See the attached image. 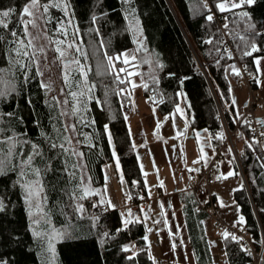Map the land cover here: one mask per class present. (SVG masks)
Wrapping results in <instances>:
<instances>
[{"label":"trees","instance_id":"trees-1","mask_svg":"<svg viewBox=\"0 0 264 264\" xmlns=\"http://www.w3.org/2000/svg\"><path fill=\"white\" fill-rule=\"evenodd\" d=\"M27 2L0 0V11L15 10L8 18V29L0 27V35L5 37L0 42V68L8 67L6 47H15L9 43L14 39L11 31H16L27 43L19 22ZM41 2L46 3L47 0ZM211 2L219 18L228 24V29L221 28L214 19L207 20L211 11L203 0H129L128 3L124 0H70L71 23H67L69 17H65L63 12L50 9L53 22L46 25L47 34L53 39L64 40L62 48L66 49L72 42L81 48L83 55L67 49L70 54L66 60L69 58L70 61L74 56L78 58L87 73L88 87L94 85V88L88 93L90 99H80L78 106L81 111L73 112L77 102L69 92L86 90L81 83L83 77L76 71L78 66L71 64L69 88L61 72L62 96L69 101L67 106L72 113V124L76 125L73 137L71 131H63L66 120L65 115H61V103L56 102L57 91L40 86L42 80L37 75L35 62H31L29 57L20 58L28 72L27 83H24L20 67L13 69L15 77L9 79H14L15 91L0 98V112L5 113L3 123H0V128L5 131L0 134V139L15 133L20 140L35 143L42 151L43 156L33 157L32 167L44 169L45 164H50V170L42 172L40 177L47 222L34 207L32 216H29L21 184L36 177H20V165L31 154V146L18 144L15 151L23 153V156H14L12 164L16 167L10 166L6 175H0V201L3 202L0 210V259L7 260L8 264H45L49 260L52 264H158L144 239L147 230L141 213L147 199V188L125 119L136 111L133 83L136 86L140 81L143 96L161 116L170 117L184 93L191 129L208 130L216 150L229 142V133L233 132L231 142L235 168L244 182L242 188L234 192L244 218L237 227L251 234L257 252L263 249L261 264H264V150L252 140L248 123L235 130L237 122L227 75V68L233 63H238L253 77L259 74L254 58L264 56V0H256L250 6L225 13L217 10L216 0ZM242 11H247L251 20H242ZM61 20L65 21L67 36L53 31L59 28L57 21ZM250 23L255 24L259 33L254 37L251 32H245ZM73 32H76L75 38ZM237 33L252 37L261 51L253 56H243V45ZM208 40L212 43H207ZM52 47L55 49L56 45L52 44ZM28 51L31 56V49ZM131 51L136 55L134 63L139 65L138 68L123 64V57L113 63L116 70L126 67L129 72L138 74L129 76L128 72H120L117 76L108 65V57ZM55 55L59 57L56 51ZM145 59H150L151 65L144 63ZM157 62L163 67H157ZM121 79L130 82L120 83ZM77 84H80L79 88ZM252 88L255 91L260 89L257 80L252 82ZM42 132L45 135L42 136ZM65 136L72 137L71 145L65 144V147L83 152L82 160L60 148L49 147L46 137L60 144L64 143ZM242 137L245 143L240 152L236 144ZM111 139L123 173V177L119 175L112 184L116 194H119L118 190L126 192L120 194L126 202L124 208H113L108 203L105 167L115 162ZM0 148L7 150L5 145H0ZM77 162L83 165L81 169L72 168ZM73 171L75 177L71 178L68 173ZM84 186L90 187L94 193L81 199ZM186 197L183 195L184 202L194 210L199 220L209 219L205 212L196 210L192 194ZM77 205H82V212ZM131 206H137L138 212L133 213ZM129 212L131 216H128ZM187 214L190 215V211ZM125 219L130 221L127 227L123 224ZM53 230L67 232L62 239L53 241L54 253L47 251L46 241L33 235L36 231ZM232 237H223L227 264H252L253 255L243 251ZM130 244L135 246V250L123 251ZM193 244L199 264H214L209 258L211 254L207 253L197 236ZM129 256L133 259H128Z\"/></svg>","mask_w":264,"mask_h":264},{"label":"crops","instance_id":"crops-1","mask_svg":"<svg viewBox=\"0 0 264 264\" xmlns=\"http://www.w3.org/2000/svg\"><path fill=\"white\" fill-rule=\"evenodd\" d=\"M261 61H264V59ZM234 64L237 66L240 75L238 77L235 72H232L230 74L231 78L244 81L241 76V66L238 65V63ZM261 72L262 71H259L257 76L260 89L256 91L261 98L260 104L262 101L264 102V87L261 83L264 81V75L261 74ZM261 93H263V95H260ZM248 96L249 95H242L239 105L240 114H238L239 112H237V106L234 102V99H237V95H232L231 93L236 122L243 116V110L248 101ZM260 104L256 111L257 119L263 121L264 125V109L263 111H258ZM135 110V113L129 117H133L135 120L137 119L138 127H140L142 131V137L139 138L138 144L134 139L133 142L136 146L137 159L147 188V199L142 206L141 215L147 230V242L149 244L151 256L158 261V264H199L193 244V240L197 236L203 243V247L205 245L207 253L211 254L209 258H212L214 263L209 242L210 239L206 229V223L209 219L199 220V218L195 216L194 210L187 207L188 203L186 201L184 202L183 195L186 194L187 197H189L192 194L195 198L193 193L189 191L191 181L204 167L213 163L216 181L210 187V190L216 199L220 216L230 226L237 227L241 224L240 217L242 214L237 202L236 206L233 205L232 210L228 209L226 205H220V201L222 200L221 183L238 180L237 185L239 184V186H235L237 188L234 189V192L242 188L244 183L242 176L238 174L235 168L233 146L230 144L224 145L223 148L219 150L221 152L219 158H216L217 150L211 143L208 130H193V135L202 152L203 161L197 172L190 173L182 171L178 174L172 166L167 146L163 142L153 141L151 143L147 139V132L150 131V128L155 129V132H159V123L162 121V118L158 117L160 114L155 111L143 95L137 96L135 100ZM157 118L160 119L158 120ZM149 119L151 124H146V121ZM244 143L245 141L242 137L236 145L238 151L241 152L243 150ZM221 156L223 158H221ZM229 173L232 174L229 175ZM161 184L163 185L162 187ZM161 204L164 205L163 208H161ZM117 206L121 208V201L118 202ZM189 211L190 215L187 214ZM232 211L234 213L233 216H231ZM156 221H159V223H156ZM148 229H151V231H148ZM173 243L176 244L175 250L172 248Z\"/></svg>","mask_w":264,"mask_h":264},{"label":"snow or ice","instance_id":"snow-or-ice-1","mask_svg":"<svg viewBox=\"0 0 264 264\" xmlns=\"http://www.w3.org/2000/svg\"><path fill=\"white\" fill-rule=\"evenodd\" d=\"M125 3H128L129 0H124ZM255 2V0H216L215 6L217 10L221 13L225 12H233L235 9L239 8H244L245 6H250ZM206 6V5H205ZM58 9L59 11L63 12L65 17H69L67 23H71V17L73 15L71 11V4L70 0H47L46 3H42L41 0H28V2L23 6L22 8V15L20 16V24L22 25V34L23 36L27 39V43H25V40L22 39L16 31H11L10 35L14 39L10 41V44H14L15 47H6V60L8 67L6 68H0V98L6 97L7 95L11 94V92L15 91V82L14 79H9V77H15V72L13 69L16 66L20 67V70L24 73V83L28 82V72L25 71V65L23 61L20 59L21 57H29L31 62H35V66L37 68V75L43 76V72L40 71L38 61H36V53H44L45 51V46L41 45L37 47L36 42L40 40H45L50 44L56 45L55 51L59 54V59L61 60L62 63V74H63V79L66 85L71 88V76L69 73V68L71 64H76L78 67L76 71L83 77V80L81 83L84 85V88L86 90H81V91H70L69 95L73 98V101L77 102V105L72 109L73 112H80L81 109L79 108V101L81 98H87L90 99L91 97L88 96V93L92 91V88H94V85L91 87H88V81H87V73L84 71V66L80 64V60L76 58L75 56L70 60L65 62L66 57L70 54L67 52V49H74L75 53L83 55L81 48L76 45L74 42L68 43L67 48H62L61 46L65 44L64 40H59V39H53V37L49 36L48 33V28L46 25L51 24L53 22V17L50 14V9ZM15 10L12 8H9L8 10H3L0 11V27L3 29H8L9 27V21L8 18L10 17V14L13 13ZM211 9H209V12ZM25 17H28V19H25ZM208 21L213 20V16L209 14L207 17ZM240 18L242 20L248 21L251 20L250 14L247 11H242L240 13ZM95 17H93V21H95ZM38 21L40 23H38ZM41 23L45 25V27H41ZM57 23L60 25L59 28L53 30L55 32H58L60 35L67 36V31L65 28V21H57ZM138 23V22H137ZM29 27L35 30V34L33 32L29 31ZM228 24H224V28L228 29ZM245 32H251L252 37L258 35V31L256 29L255 24H248V27L245 29ZM73 38L76 36V32H73ZM239 41L243 45V56H253L254 53L260 52L261 48L254 42V39L252 37H248L245 35H240L239 33L236 34ZM5 37L3 35H0V42L4 41ZM207 43L211 44L212 40H208ZM141 48L143 45L140 46ZM28 49H31V56L28 51ZM14 54V55H13ZM229 55H231L229 53ZM121 57L122 63L125 65L131 64L133 68H138L139 65L134 63L136 60V55L135 53H128L124 52L120 56L116 57H108V65L111 69H113L116 73L117 76L119 75L120 72H128L129 76L136 75L138 73L134 72H129L126 67L120 68L116 70L115 64L113 63L114 60L120 61ZM264 59V57H258L254 58V63L257 65V70L259 71V65L261 63V60ZM144 63H148L151 65L152 61L150 59H145L143 61ZM31 66V65H29ZM157 67H163V65L159 64L157 62ZM233 71L235 72L236 75H240V72L238 69L233 66ZM255 79V77H254ZM130 81H125L123 79L120 80V83H126ZM182 83V81H181ZM42 88L45 90H50L51 89V84H45L41 82L40 85ZM133 86L135 87V84L133 83ZM77 87H80V84H77ZM61 93H63V89H61ZM55 99V98H54ZM58 104L61 103V101L57 100L56 101ZM63 104L67 105L69 103L68 99H65ZM86 110V107L85 109ZM177 111H180L179 108H177ZM5 113L0 112V123H3V116ZM8 116H11L12 113H7ZM61 115H68L67 111L61 112ZM82 119V118H81ZM127 119V117H125ZM55 128V126H54ZM5 130L3 128H0V134H2ZM55 131L59 132V129H55ZM63 131L68 132L72 131L73 133L76 132V125L75 124H65L63 126ZM26 135V133H25ZM41 135H45L43 132ZM261 135H264V132L261 133ZM221 138H223L221 136ZM46 139L49 140V147L51 149H56L60 148L63 150L64 153H70L72 156H77L79 157L80 160L83 159L84 153L83 152H77L75 148H68L65 147V144L71 145L72 143V137L70 136H65L64 137V143L57 144L55 143L51 137H46ZM110 139V136H109ZM258 143V141H257ZM18 144H30L31 146V154L28 155L21 163V171L19 173L20 177L23 178L26 175H32L36 177L34 180H28L25 181L23 184H21L22 189L24 190V196H25V203L29 206V216H32V211L31 209L34 207L37 209V211L41 214L42 218L46 220L47 214L43 212V185L41 182V175L42 172L46 173L47 171L50 170V164H45L44 169L38 168V167H32L33 164V157L34 156H43L42 151L40 150L39 146L35 143H31L30 141L27 140H20L18 138V135L13 133V135L5 137L3 139H0V145H5L6 146V151L4 148H0V175H6L9 167L11 166L13 169L16 167L15 165L12 164V159L14 156H23V153H17L15 151L16 146ZM249 147H251V144H249ZM203 151V150H202ZM198 162V161H197ZM65 170H67V164L65 162ZM264 166V165H262ZM83 165L81 163L77 162L72 165L73 169H81ZM117 167H119V161L117 160ZM71 178L75 177V172L68 173ZM232 173H229L231 175ZM17 183H20L18 180ZM163 185L161 184V187ZM81 191L83 192V196L80 198L83 199L85 196L89 195L90 193H94V190H92L88 186H84ZM103 202V201H102ZM111 204V201L108 202ZM223 206V205H222ZM164 205L161 204V208H163ZM3 209V202L0 201V210ZM77 209L79 211H83L82 205H77ZM132 213L129 212L128 216H131ZM243 217H240V221L243 222ZM138 222V221H137ZM34 223H38V221H34ZM130 223L128 219H125L123 221V224L125 227ZM156 223H159V221H156ZM148 231H151V229H148ZM34 236H36L39 239H42L46 241L47 243V251L54 253L55 249L53 246V241L62 239L64 236L67 235L66 230L65 231H59V230H53L51 232H44L41 233L39 231H36L33 233ZM105 236L108 234L105 233ZM224 237L227 239L228 236L230 235L229 233L225 232ZM233 239H237L236 237H232ZM145 240H147V236L144 237ZM101 243H103V240H101ZM135 248L134 245L132 246H125L123 248V251L125 252H130L133 251ZM173 250L176 248V244H172ZM128 259H133L132 256H129ZM0 264H8L7 260L0 259ZM45 264H52V261H46Z\"/></svg>","mask_w":264,"mask_h":264},{"label":"rangeland","instance_id":"rangeland-1","mask_svg":"<svg viewBox=\"0 0 264 264\" xmlns=\"http://www.w3.org/2000/svg\"><path fill=\"white\" fill-rule=\"evenodd\" d=\"M38 23L40 22L38 21ZM41 27L43 28L45 27V25L41 23ZM29 31L35 34V30L32 29L31 27H29ZM36 45L37 47L41 45L45 46L44 53H39V52L36 53V58H35L36 61H38L40 71L43 72V76H41V80L45 84L50 83L51 88L57 91V94L59 95L58 100L61 101L62 110L68 112V115H65L66 124L71 125L72 124V113L68 109V106L62 103L64 101V98L62 96L63 94L61 93V89H62L61 61L55 55V50L52 47V44L48 43L45 40H40L36 42ZM129 53L131 54L133 52L131 51ZM66 61H69V58H67ZM233 66H235V68L237 69V66L234 63L230 64L229 67L227 68V75L229 77V82L231 84V89H232L231 93L232 95H237V99L235 98L234 102L237 106L236 107L237 112H239L238 114H240L239 105L242 99V95H249L248 96V100H249L251 93L249 92V88L244 81H241L240 79H237V78H231L230 74L234 72ZM259 71H262L261 74L264 75V61H261L259 65ZM137 82L138 84L135 86V89H134L135 100L137 96L144 95L142 84H140V81H137ZM261 83H262V86L264 87V81ZM260 95H263V93H261ZM257 96L260 98L259 95ZM185 100H186V95L182 93L181 103L179 104V106H177V108H179L180 111H177V108H176L170 117L158 115V117L162 118V121L159 123V126H160L159 132L158 131L155 132V129H152V128H150L149 129L150 131L147 132L148 134L147 139L151 143L153 141H159V142H163L167 146L168 152L170 154L172 166L178 174H180L182 171L190 172V173L197 172L203 161L200 146L196 138L194 137L193 129H191L189 122H188V113H187ZM260 102H261V98H260ZM263 104L264 102L262 101V103L259 106V110H258L259 112L263 111L264 109ZM155 111L157 110L155 109ZM160 118H157V119L159 120ZM136 120L133 117H129V119L127 120V125L129 128L131 137L138 144V141L140 140L139 138L142 137L141 136L142 131H141V128L138 127ZM146 122H147L146 124H151L150 119L147 120ZM263 128H264V125H263ZM74 136L75 134L73 133V137ZM111 144H112V148L114 151L115 162L105 167V175L107 178L106 191L108 194V201H111V204L109 205L115 208V207H118L117 206L118 202L121 200L122 201L121 204L124 208V204L126 202L124 201L122 196L120 198V194L121 193L126 194V192L121 191L120 193V191L118 190L117 193L119 194H116V192H114V188H113L114 186L112 184L114 181L116 182V179L118 178L119 175L120 177H123V173H122L120 162H119V167H117V160L119 161V159H118V155L116 153L115 146L113 144L112 139H111ZM262 148L264 150V145L262 146ZM217 152H216V158H219L221 152L218 155H217ZM221 158L223 157L221 156ZM237 183H238V180H232L226 183H221L222 184V194H221L222 200L220 201V205H226V207L230 210L233 209V205L234 206L237 205L235 197H234V189L239 186V184L237 185ZM233 215L234 213L232 211L231 216ZM206 229H207L208 236L210 239L209 242H210L211 252L214 258V264H227L226 254H225L224 245H223V237H224L223 234L225 232L219 229L218 227H216L211 218H209V220L206 223ZM132 245L133 244H130L129 246H132Z\"/></svg>","mask_w":264,"mask_h":264},{"label":"built area","instance_id":"built-area-1","mask_svg":"<svg viewBox=\"0 0 264 264\" xmlns=\"http://www.w3.org/2000/svg\"><path fill=\"white\" fill-rule=\"evenodd\" d=\"M206 3L208 9H211V14L213 19L218 22L221 28L224 27L225 22L219 18L217 11H215L211 0H203ZM256 1V0H255ZM241 74L244 82L249 88L250 98L246 103L242 118L237 122L236 129L240 130L244 123H248L250 127L251 137L254 142L258 141L260 146L264 145V135H261L264 132L263 121L257 119L256 111L260 98L257 96L255 90L252 88V82L257 79V77L251 76L247 70L241 67ZM232 133H229V143L231 142ZM220 154L218 150L217 155ZM238 161V160H237ZM240 166V164H239ZM241 168V166H240ZM242 170V169H241ZM216 179L214 176L213 163L204 167L202 171L191 181L189 185V191L193 193L196 200V210L205 212L209 218L214 222V225L221 229L224 232L229 233L230 235L236 237L239 247L243 251L251 253L254 257L252 264H261L263 249L257 252L255 250L254 241L251 237V234L240 227H234L228 225L220 216L218 207L216 204V199L211 193L210 187L215 183ZM131 211L133 213L138 212L137 206H131Z\"/></svg>","mask_w":264,"mask_h":264}]
</instances>
